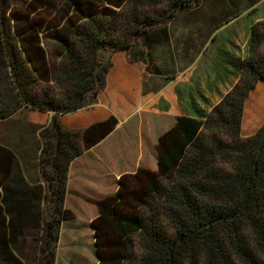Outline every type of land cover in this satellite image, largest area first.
Segmentation results:
<instances>
[{
	"label": "trees",
	"instance_id": "obj_1",
	"mask_svg": "<svg viewBox=\"0 0 264 264\" xmlns=\"http://www.w3.org/2000/svg\"><path fill=\"white\" fill-rule=\"evenodd\" d=\"M15 1L0 0V122L20 107L54 114L40 165L50 194L40 264H55L62 223L69 214L64 205L70 166L85 148L84 132L66 128L58 117L98 103L114 67L110 50L130 49L138 62L148 59L154 45L170 41L164 21L144 12L163 6L173 18L205 0H97L116 8L133 5L132 28L127 17L81 13L80 24L69 28L70 39L62 40L50 80L39 76L32 53H42L39 30L33 35L14 31L15 18L8 12ZM261 27L264 22L252 28V55L243 62L234 89L209 116L179 117L160 138V171L149 173L136 214L121 212L114 198L100 203L105 214L99 219L113 228L117 224L118 246L108 254L99 242L100 264H264V124L250 137L241 135L246 100L264 79ZM138 37L143 50H131L138 47ZM12 159L9 155L5 162L4 179L12 175ZM2 182L1 176L0 187ZM0 216V263L27 264L12 246L2 207Z\"/></svg>",
	"mask_w": 264,
	"mask_h": 264
},
{
	"label": "rangeland",
	"instance_id": "obj_2",
	"mask_svg": "<svg viewBox=\"0 0 264 264\" xmlns=\"http://www.w3.org/2000/svg\"><path fill=\"white\" fill-rule=\"evenodd\" d=\"M236 2V5H231L229 0H206L201 7L195 10L179 11L173 18L165 13L163 6L144 12L143 15L150 12L156 20H163V24L170 28L172 35V42L168 45L170 47L163 46L156 54L162 59H169L172 47L176 55L179 56L178 48L181 47L182 43L187 42L196 45L199 39L203 37L204 28H208L210 16L212 14L215 17L218 15L216 9H222L223 5L225 7L227 5L236 13L241 14L243 12V0H236ZM76 3L80 6H76ZM125 5L123 8L110 7L99 3L97 0H16L8 15L15 18V21H12L13 26H15L14 31L19 35L24 30L32 31L29 33L30 35L39 30L41 38L39 46L42 49V56L35 51L32 53L41 73L39 76L50 80L54 76L57 63L60 61L62 40L70 39L69 28L80 24L81 13L97 15L104 12L112 15L110 18L113 20L127 17V26L132 28L130 10L131 8L133 10V5L130 3ZM211 10L215 12L212 13ZM137 40L139 42L138 47H132L131 50H143L141 46L142 37H138ZM130 52V49H112L109 54L114 65L117 63L119 67L127 69L129 65L136 63L133 61ZM147 58L149 59V56ZM148 59L137 62L141 68V76L150 74L151 67L156 65V62L149 64ZM206 104L207 108L214 105L209 101ZM3 106H6V101ZM119 110L123 115H126L127 110L125 108L120 106ZM210 114L211 112L197 113L200 116H209ZM40 116L42 118L37 122L30 109L20 107L10 118L0 122V146H3V149H0V170L5 169L0 175L4 184L0 187V208L2 207L5 215L7 234L11 239L12 246L16 254L27 264H40L44 219L48 215L47 200L50 194L40 167L45 155L43 148L41 151L39 149L40 144L36 146L37 158L34 162L26 160L27 156L24 154L16 156V151L20 150L17 134L22 133L38 143L42 142L44 147L48 128H43L46 126L45 115ZM31 119L36 121V124H30L27 121ZM119 119L120 117L117 118V120ZM110 121L112 125L116 123L114 118H111ZM160 152L161 147L158 145L155 159L148 162L149 170L140 169L136 175H124L120 178L88 175V178L85 179L86 174H83L82 177L81 175L78 176V180L73 181L72 187L68 188L67 184L64 208L69 214L62 223L55 264H100L99 242L102 243L108 254H113L118 250V246L115 244L117 237L114 229L117 224L113 228L105 220L99 219L105 214L100 203L114 198L113 203H119L118 208L121 212L130 215L136 214L144 200L149 173L156 172L159 174ZM9 155L13 158L9 168L12 175L4 179L8 172L5 162H8ZM28 156L30 155L28 154ZM138 174V178L141 180L134 178ZM119 193L122 194V200ZM96 225L99 227L98 229Z\"/></svg>",
	"mask_w": 264,
	"mask_h": 264
},
{
	"label": "crops",
	"instance_id": "obj_3",
	"mask_svg": "<svg viewBox=\"0 0 264 264\" xmlns=\"http://www.w3.org/2000/svg\"><path fill=\"white\" fill-rule=\"evenodd\" d=\"M229 1L231 5L237 4L236 0ZM243 4L241 14L227 5L216 9L218 15L210 16L208 28H204L196 45L182 43L179 56L172 47L169 59H162L156 53L163 46L170 47V32L168 43L148 50L149 64L156 62V65L147 76H141L137 62L127 69L116 63L96 105L58 117L66 128L84 132L86 146L84 153L71 163L68 188L83 174L85 179L88 175L120 178L136 175L140 169L149 170L148 162L155 159L160 138L179 117H198L197 113H210L221 103L239 82L243 62L252 55L253 26L264 22V0H243ZM260 30L264 31L263 27ZM259 44V52L264 54V41ZM207 101L214 105L207 108ZM120 106L127 110L126 115L119 110ZM25 108L31 110L37 122L44 114L43 128H50L53 113ZM111 118L116 122L113 125ZM27 121L36 124L32 119ZM263 124L264 79H261L246 100L242 136L254 135ZM17 135L20 150L16 156L24 154L26 160L36 161V146L40 144L42 151L43 143L22 133Z\"/></svg>",
	"mask_w": 264,
	"mask_h": 264
}]
</instances>
